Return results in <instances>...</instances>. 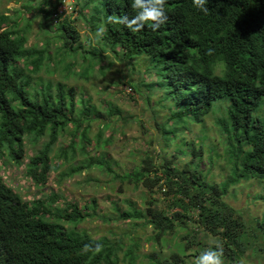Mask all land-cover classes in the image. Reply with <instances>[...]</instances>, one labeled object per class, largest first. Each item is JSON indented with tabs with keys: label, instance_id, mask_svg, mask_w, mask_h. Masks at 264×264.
I'll list each match as a JSON object with an SVG mask.
<instances>
[{
	"label": "trees",
	"instance_id": "obj_1",
	"mask_svg": "<svg viewBox=\"0 0 264 264\" xmlns=\"http://www.w3.org/2000/svg\"><path fill=\"white\" fill-rule=\"evenodd\" d=\"M16 1L28 8L35 6L33 0ZM61 3L43 0L36 5L46 27L47 45L42 48L28 45L29 21L25 28L20 27L28 10L16 8L11 16L0 12V264H119L122 250L125 260L134 264L141 254L132 238L125 247L120 240L95 238L77 229L97 216L95 199L83 206L67 199L58 203L56 194L28 201L1 174L3 166L15 164L38 187L46 185L53 147L60 136L79 135L83 152L90 142L88 130L95 107L87 106L85 99L76 97L75 88L60 82L40 88L33 85L43 68L52 71L49 66L54 58L48 47L52 43L57 63L72 58L75 61L69 65L78 64L80 56L87 63L82 71L85 76L110 52L123 61L148 60L145 75H153V81H131L129 87L133 92L153 87L151 95L160 96L151 107L158 126L160 145L154 149L159 161H153L149 152L143 160H136L133 172L122 175L100 155L91 158L85 168L106 166L115 179L149 193L159 187L168 210L157 208L146 196L142 207L133 201H127L129 209L121 213L117 207V219L152 228L156 243L178 227L186 229L182 251L153 257L156 264H184L189 256L214 246L203 238L222 244L223 264H256L248 261L255 253L264 263V213L261 218L248 216L225 199L231 186L243 180L264 183V0H209L207 14L197 10L192 0H167L165 23L156 31L146 25L136 33L116 22L135 15L130 0H78L77 17L88 23V36L95 39L90 49L84 48L81 31L72 25L70 15L60 16L54 23L53 15L59 13ZM52 23L50 30L47 26ZM100 28L104 31L97 35ZM79 104L83 107L78 110ZM210 113L221 114L215 125L227 144L231 176L223 182L212 181L200 169L205 150L211 151V146L191 143L188 150L179 148L186 144L190 125L196 122L205 128ZM108 125L110 122L105 123ZM45 136L48 140L43 148L28 155V142L36 143ZM171 144L177 147L173 158L182 154L189 160L181 168L164 156L163 150ZM73 145L58 154L65 162L75 155ZM80 169L73 166L70 172ZM257 198L264 201V194ZM95 243L103 245L99 254L85 250V245Z\"/></svg>",
	"mask_w": 264,
	"mask_h": 264
},
{
	"label": "rangeland",
	"instance_id": "obj_2",
	"mask_svg": "<svg viewBox=\"0 0 264 264\" xmlns=\"http://www.w3.org/2000/svg\"><path fill=\"white\" fill-rule=\"evenodd\" d=\"M42 1L33 0L32 5L35 4V6L28 8L22 1L0 0V12L7 15H13L14 9L19 7L28 10L26 18L20 22V27L23 29L30 23L28 45L40 48L47 45L43 16L36 8L37 3L42 5ZM91 9L92 7L89 10ZM69 15L73 19L72 25L81 31L84 48L90 49L95 39L88 36V23L84 19H78L77 12ZM52 25L53 23L47 27L50 29ZM91 38L92 40H90ZM48 47L54 58L49 66L52 71L48 72L46 68H43L37 75L38 77L33 80V85L40 88L42 84L51 83L55 85L60 82L75 88L76 97L85 99L87 106H94L96 110L90 116L94 120L88 130L90 142L87 143V149L83 152L79 135L73 137L72 133H66L60 136L53 147L51 155L53 166L50 179L46 185L39 187L35 185L34 181L23 175V167H18L15 164L6 165L2 169L1 174L4 179L28 201L56 194L58 203L67 199L83 206L95 199L97 216L88 218L79 224L77 229L87 232L95 238L106 236L109 239L120 240L125 244V247L130 242V238L134 239L141 247L138 252L141 254L134 264H156L153 257L158 258L157 256L168 255L171 252H181L183 243H185L183 236L187 233L186 229L178 227L173 235H168L156 243L153 238L155 234L151 228L144 227L141 222L136 225L131 219H117L119 210L121 213V211L129 209L127 201L136 202L139 207H142L143 196H146L150 201L153 199L152 202L156 204L157 208L168 210L165 207L166 203L163 202L159 187H154V191L149 193L145 189H136L130 182L115 179L113 173H108L106 166L101 167L99 164H94L90 168H85L91 158H98L100 155H104L112 170L122 175L133 172L136 160H143L149 152L152 153L150 155L153 161H159L158 151L154 149L155 147L159 149L160 145L159 141L156 140L158 126L153 120L151 107L160 96L154 93L151 95L152 86L150 91L143 87L142 92H133L129 87L131 81L135 83L142 82V80L145 83L153 81V75H145L148 60L144 57H138L134 60L123 61L113 58L110 52L106 54L101 65H96L90 75L85 76L82 71L87 63H83L80 56L76 60L78 64L70 66L69 63L72 64L75 61L72 58L57 63L58 60L54 55V43ZM59 59L61 58L59 57ZM141 93L143 95H140ZM147 97L151 101L147 102L145 100ZM87 100L90 103H87ZM81 107L83 106L79 104L78 110ZM112 111H115L116 114L110 115ZM219 116H221L219 113H210L206 116L205 128L196 122L191 124L189 130L191 132L186 136V144L182 143L179 148L188 150V145L191 143L195 144L196 147L202 144L211 146V151L210 148L205 150L200 169L206 171L204 173H207L212 181L223 182L230 178L231 167L226 159V140L215 125ZM158 119L160 120V117ZM106 122H110V125L105 126ZM208 136L210 137L209 141L205 139ZM47 140L48 136H45L36 143L28 142L27 154L37 153L43 148ZM96 141H98V145H96ZM71 145L76 148L75 155L68 162H65L58 154L64 147ZM176 151L175 144H171L163 150L164 156L173 159L175 165H179L178 167L181 168L189 160L182 154H179V158L176 156L173 158ZM73 166L81 167L80 172L71 174L70 169ZM263 194L264 183L254 179L243 180L241 183L231 186L225 199L244 214L261 218L264 213V201L257 197ZM117 207L120 209L117 210ZM203 241L211 244L214 240L203 238ZM195 250L196 247L192 253ZM124 252L125 250H122L119 253V264H129L128 260L124 258ZM252 255L255 259L252 257L248 261L253 260L256 264H264L259 257H256V253ZM194 258L189 256L184 264H193Z\"/></svg>",
	"mask_w": 264,
	"mask_h": 264
},
{
	"label": "clouds",
	"instance_id": "obj_3",
	"mask_svg": "<svg viewBox=\"0 0 264 264\" xmlns=\"http://www.w3.org/2000/svg\"><path fill=\"white\" fill-rule=\"evenodd\" d=\"M77 1L78 0H73V2L70 3L69 6L71 7V9H68L69 11L64 10L62 13H60V6H62L63 4L62 2L59 5V13H57L58 15H53L54 23L60 21V16L64 17L65 15L76 12L75 9ZM166 2L167 0H130L131 8L135 12V15L132 16L131 19H129L127 16L120 17L116 22L124 25L132 33L141 31L145 28L146 25L149 26L152 31H156L167 20V14L164 8ZM208 2L209 0H192L193 6L204 14H207L209 11L208 7L206 6ZM109 19L111 20L112 18ZM103 31V28L98 29L97 35H102ZM217 72L219 73V69L217 70ZM4 167L6 166H3L2 168ZM213 245L214 246H210L208 249L196 256L194 258L193 264H223L222 244L213 241ZM102 249L103 245L100 243H95L94 246L85 245V250L91 251L94 255L99 254Z\"/></svg>",
	"mask_w": 264,
	"mask_h": 264
},
{
	"label": "built area",
	"instance_id": "obj_4",
	"mask_svg": "<svg viewBox=\"0 0 264 264\" xmlns=\"http://www.w3.org/2000/svg\"><path fill=\"white\" fill-rule=\"evenodd\" d=\"M62 2H63V4H62V6H60V13H62L64 10L69 11L68 9H71V7L69 5L71 2H73V0H62ZM57 15L58 14H56V16Z\"/></svg>",
	"mask_w": 264,
	"mask_h": 264
}]
</instances>
